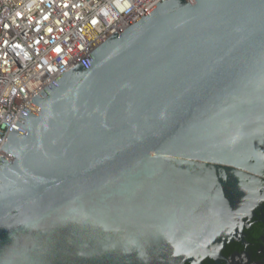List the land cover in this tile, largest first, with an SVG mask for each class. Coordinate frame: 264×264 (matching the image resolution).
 I'll return each mask as SVG.
<instances>
[{"label": "water", "instance_id": "water-1", "mask_svg": "<svg viewBox=\"0 0 264 264\" xmlns=\"http://www.w3.org/2000/svg\"><path fill=\"white\" fill-rule=\"evenodd\" d=\"M27 104L0 149V264H220L245 246L264 0H161Z\"/></svg>", "mask_w": 264, "mask_h": 264}, {"label": "built area", "instance_id": "built-area-1", "mask_svg": "<svg viewBox=\"0 0 264 264\" xmlns=\"http://www.w3.org/2000/svg\"><path fill=\"white\" fill-rule=\"evenodd\" d=\"M161 0H0V149L23 109ZM0 157L8 159L0 151Z\"/></svg>", "mask_w": 264, "mask_h": 264}, {"label": "flooded vegetation", "instance_id": "flooded-vegetation-1", "mask_svg": "<svg viewBox=\"0 0 264 264\" xmlns=\"http://www.w3.org/2000/svg\"><path fill=\"white\" fill-rule=\"evenodd\" d=\"M261 206L262 207L256 212V217L252 218L251 222L249 223V228L244 230V244L246 243L245 246L239 243L242 247L241 251H233L227 256H223L222 253L228 245L227 244L224 250L221 252L222 260L220 261V264H256L255 262H258L260 259L264 258V204ZM256 228H260L261 233L257 237H253ZM212 264L214 263L212 262Z\"/></svg>", "mask_w": 264, "mask_h": 264}, {"label": "trees", "instance_id": "trees-1", "mask_svg": "<svg viewBox=\"0 0 264 264\" xmlns=\"http://www.w3.org/2000/svg\"><path fill=\"white\" fill-rule=\"evenodd\" d=\"M261 233V229L260 228H256L254 231V235L253 237H257L259 234ZM242 247L239 243H231L228 244L225 248V250L223 251V256H227L230 252L233 251H241ZM202 264H212V262L210 261H204Z\"/></svg>", "mask_w": 264, "mask_h": 264}]
</instances>
